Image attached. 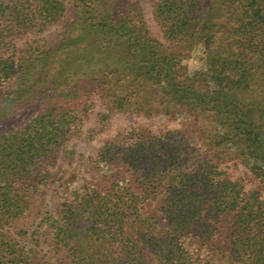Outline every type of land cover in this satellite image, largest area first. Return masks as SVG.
<instances>
[{"label":"trees","instance_id":"trees-1","mask_svg":"<svg viewBox=\"0 0 264 264\" xmlns=\"http://www.w3.org/2000/svg\"><path fill=\"white\" fill-rule=\"evenodd\" d=\"M117 3L0 0V88L20 79L17 89L0 94V124L30 85L39 82L45 93L52 92L60 74L65 82L84 67L101 71L100 85L113 87L123 70L125 79L133 75L180 109L211 113L217 142L234 147L264 186V0L155 1L154 15L167 40L185 48L203 45L207 66L194 76L185 75L180 57L151 37L133 3ZM57 22L65 25L57 45L30 46L16 55L17 39ZM119 47L126 55L114 62L108 48ZM70 48L76 51L60 58L63 68L47 82L56 52ZM37 60L45 68L32 82L27 65ZM57 104L21 126L0 129V264L33 263L8 228L30 210L75 132L77 107ZM178 134L134 129L107 140L92 157L89 178L72 189L71 201L44 218L68 264H213L205 250L218 255L217 264H264L260 191L246 190L210 161L195 159ZM197 244L204 247L199 253L190 247Z\"/></svg>","mask_w":264,"mask_h":264},{"label":"rangeland","instance_id":"rangeland-1","mask_svg":"<svg viewBox=\"0 0 264 264\" xmlns=\"http://www.w3.org/2000/svg\"><path fill=\"white\" fill-rule=\"evenodd\" d=\"M117 1L118 7L120 2H129L136 6L144 18L151 37L162 43L168 53L180 57L186 71L185 75L194 76L206 69V53L201 43L185 48V45L165 38L154 15L153 7L156 0ZM64 26V22H57L41 33L20 37L16 40V55L25 54L30 46L44 50L54 47L63 37ZM222 38L225 39L223 36ZM74 50L76 51V48L66 49L58 52V55L56 52L53 59L55 66L51 68L50 62V66L46 69L50 71L47 82H50L54 72L57 74L58 70L63 68L60 58L72 55ZM105 50L106 48L103 47V51ZM108 50L112 61L115 58L114 62H118L119 56L122 58L124 54L126 55L123 47L115 48L116 51L111 48ZM27 67L28 72L31 73L27 77L32 82L38 75H42L40 73L45 68L41 60L28 63ZM83 69L68 77L65 82H62L65 78L60 74L58 77L61 78V83L52 92L45 93L42 85H38L39 82L34 86L30 85V91L22 97L23 100L21 98L18 102L9 105L8 114L6 118H2L4 122L0 124V129L21 126L42 108L47 105L51 107L54 103L67 109L77 107L79 113L75 132L60 149L55 165L50 168V179L34 197L30 210L24 216L15 219L8 228L9 234L20 240L28 253H32L34 257L32 264H68L65 251L54 248L52 235L44 223V218L48 214H55L62 202L71 201L72 189L80 187L89 178L91 159L107 140L117 135L124 137L134 129H147L156 135L168 131L179 132L177 137L187 145V151L191 152L195 159L210 161L222 171V176L240 181L246 190L258 189L264 203V186L249 170L250 164L230 144L224 140L217 142L215 118L211 113L180 109L162 93L136 83L133 75L127 74L125 79L126 72L123 70L116 74V81L120 79V83L111 87L112 84L100 85L101 71L95 74L93 71L87 72L88 68L83 67ZM197 81L203 83L200 79L196 80L195 84ZM18 82L20 79L14 77L0 88V94L17 89ZM70 91L72 95L67 96ZM26 102L27 104L24 105ZM146 207L149 210L152 208L151 204ZM134 235L137 234L133 233ZM190 247L195 253L204 249L198 244ZM107 248L105 245L104 252ZM207 252L208 250H205L207 256H212V263L217 264L218 255ZM202 255L203 253L201 257Z\"/></svg>","mask_w":264,"mask_h":264}]
</instances>
